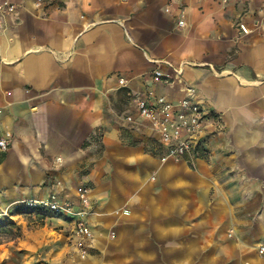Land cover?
Instances as JSON below:
<instances>
[{
  "label": "crops",
  "instance_id": "obj_1",
  "mask_svg": "<svg viewBox=\"0 0 264 264\" xmlns=\"http://www.w3.org/2000/svg\"><path fill=\"white\" fill-rule=\"evenodd\" d=\"M16 2L0 29V233L17 232L0 262L264 264V0ZM159 96L203 113L179 160L135 102ZM84 187L82 255L73 216L23 200L79 208Z\"/></svg>",
  "mask_w": 264,
  "mask_h": 264
},
{
  "label": "built area",
  "instance_id": "obj_2",
  "mask_svg": "<svg viewBox=\"0 0 264 264\" xmlns=\"http://www.w3.org/2000/svg\"><path fill=\"white\" fill-rule=\"evenodd\" d=\"M229 0H219L226 4ZM36 4H42L44 0H35ZM16 0H0V29L4 25L6 14L17 10ZM179 25L184 26L185 21L179 20ZM243 31L248 29L244 24H240ZM160 69L155 71V80H160L163 76H170ZM123 81V79H121ZM189 90H192L189 87ZM136 105L139 113L149 123L154 131L160 134L161 140L167 149V156L179 160L189 153L193 147L194 140L197 138L203 128V113L198 102L190 97H184L180 100L178 107L168 101L165 97L159 96L156 104H149L144 98H136ZM129 121L133 120L128 116ZM11 134L6 132L5 136L0 137V148L6 150L9 146V137ZM89 188L84 187L80 192L82 206L75 208L71 203L61 202L56 194L41 199H25L23 204L33 210H45L52 213H67L75 219L74 233L79 237L78 248L82 255H85L84 242L93 237V230L89 225L86 216L89 213ZM259 254L264 256V243L258 246Z\"/></svg>",
  "mask_w": 264,
  "mask_h": 264
},
{
  "label": "rangeland",
  "instance_id": "obj_3",
  "mask_svg": "<svg viewBox=\"0 0 264 264\" xmlns=\"http://www.w3.org/2000/svg\"><path fill=\"white\" fill-rule=\"evenodd\" d=\"M1 232L3 233H0V241H2L5 238L10 237L11 235L15 234L17 231L10 230V231H1ZM0 264H7V260L0 262Z\"/></svg>",
  "mask_w": 264,
  "mask_h": 264
}]
</instances>
